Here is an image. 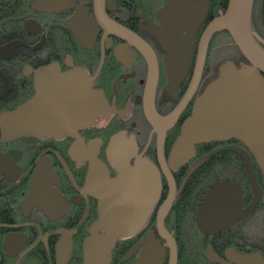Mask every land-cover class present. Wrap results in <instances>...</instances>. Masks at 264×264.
<instances>
[{"label":"flooded vegetation","instance_id":"obj_1","mask_svg":"<svg viewBox=\"0 0 264 264\" xmlns=\"http://www.w3.org/2000/svg\"><path fill=\"white\" fill-rule=\"evenodd\" d=\"M166 1L103 0L101 6L96 0H0V116L37 95L40 74L60 87L66 102L55 136L3 141L0 130V264H84L85 242L99 216L98 200L87 185L92 166L116 178L121 162L133 169L143 161L159 172L160 196L143 230L115 241L110 264H135L150 231L165 247L164 264H169V242L159 231L158 219L171 197L164 228L177 246V264H235L227 258L231 250L264 257V174L243 142L203 143L196 146L193 158L176 168L171 165L184 125L200 110L209 86L221 74V63L231 59L220 57L221 52H237L230 35L219 31L199 65L203 34L229 0L201 1L206 16L197 26L193 58L177 90L168 87L170 51L158 31L173 42L185 40L190 33L181 28L191 13L199 14V7L182 0L165 9ZM257 9L259 21L254 18ZM253 27L255 38L264 42V0H255ZM232 61L250 68L239 54ZM200 67L197 90L177 122L170 128L155 126L151 112L170 116ZM152 69L158 72L154 95L148 87ZM160 132L165 133L162 153ZM234 148L249 155L260 191ZM214 158L226 161L211 165ZM226 181L241 185L246 214L216 234L203 233L197 222L199 208L209 191ZM209 249L223 263L210 261Z\"/></svg>","mask_w":264,"mask_h":264},{"label":"water","instance_id":"obj_2","mask_svg":"<svg viewBox=\"0 0 264 264\" xmlns=\"http://www.w3.org/2000/svg\"><path fill=\"white\" fill-rule=\"evenodd\" d=\"M188 4L199 7V14L191 13L185 29L190 35L181 41H171L166 32L158 31L159 38L170 51L168 59L169 88L177 90L185 78L193 58V37L197 26L206 16L205 2ZM255 0H229L224 14L215 18L206 28L200 43L199 65L202 66L213 35L221 30L229 33L250 68H238L228 62L221 66V74L208 88L202 100L200 110L184 125L176 142L172 157V168L187 162L196 154V146L212 142L236 139L244 143L253 153L255 160L264 174V42L255 38L252 29V15ZM102 6L103 0H96ZM182 0H167L165 9L178 5ZM196 9V8H195ZM186 16L189 18V14ZM185 16V17H186ZM178 25V22H177ZM176 25V26H177ZM126 33V31H123ZM173 42V43H172ZM184 49L186 53L184 54ZM175 64V67L171 65ZM184 64L183 69L180 63ZM185 68V70H184ZM200 67L183 101L168 117H161L156 110L150 118L155 126H173L194 96L200 81ZM158 82V72L151 70L148 87L154 95ZM66 84V82H65ZM67 84L64 86L66 89ZM61 95V96H60ZM66 109L65 94H60V87L45 79L40 74L37 81V95L19 106L15 111L0 116L2 140L8 141L23 136H55L60 131V121ZM165 133L160 132L159 152L162 153ZM249 167L251 182L256 191H260L257 180L250 169V158L245 150L234 148ZM201 161L198 163L200 164ZM197 164V165H198ZM117 167V166H116ZM116 178L100 166H92L88 176V188L98 200V221L93 225L92 235L85 242L84 264H110L111 249L115 241L131 238L140 233L156 204L161 182L157 168L143 161L136 168H129L120 163ZM259 194L257 193L256 201ZM173 197L161 209L158 228L161 235L169 242L170 262L177 264V246L172 236L164 228V220L170 210ZM243 189L235 182L216 184L205 196L197 213L198 226L203 233L216 234L243 218ZM103 230L105 235H100ZM145 240V241H144ZM144 243H147L135 264H164L166 250L150 231ZM142 242L130 254H135ZM227 253V258L235 264H264L260 254L242 255ZM232 253V254H231ZM208 259L221 262L211 249ZM224 264V263H223Z\"/></svg>","mask_w":264,"mask_h":264},{"label":"rangeland","instance_id":"obj_3","mask_svg":"<svg viewBox=\"0 0 264 264\" xmlns=\"http://www.w3.org/2000/svg\"><path fill=\"white\" fill-rule=\"evenodd\" d=\"M260 10L257 9L256 12H254V18L256 19V21L258 20V18H260V16H259L260 15ZM227 50H223L222 51L223 53L221 52V54H220L221 56L220 57H222L223 59H225V57H232V56L235 57L238 54V52H235L233 49H232L233 51H227Z\"/></svg>","mask_w":264,"mask_h":264},{"label":"bare ground","instance_id":"obj_4","mask_svg":"<svg viewBox=\"0 0 264 264\" xmlns=\"http://www.w3.org/2000/svg\"><path fill=\"white\" fill-rule=\"evenodd\" d=\"M254 3H255V1H254ZM227 8V7H226ZM253 10H254V6H253ZM226 11V10H225ZM224 14V13H223ZM217 18V17H216ZM252 29H253V33L255 32L254 31V27H253V15H252ZM222 31V30H221ZM225 31V30H224ZM227 34H229L228 32H227ZM255 34V33H254ZM230 37V36H229ZM232 39V38H231ZM233 41V40H232ZM234 44V43H233ZM235 48L237 49V52H238V54H240L241 55V53H240V51L238 50V48L235 46ZM239 55V56H240ZM242 57V58H241ZM229 58H231V59H229L230 61H228V62H231L232 60H233V56L232 57H229ZM240 58L243 60V61H245V63H247L248 64V62L243 58V56L241 55L240 56ZM228 62H226V63H221V66H224V65H226ZM231 63H233L236 67H238L236 64L237 63H235V61H232ZM239 68V67H238Z\"/></svg>","mask_w":264,"mask_h":264},{"label":"trees","instance_id":"obj_5","mask_svg":"<svg viewBox=\"0 0 264 264\" xmlns=\"http://www.w3.org/2000/svg\"><path fill=\"white\" fill-rule=\"evenodd\" d=\"M239 55H240V54H239ZM240 56H241V55H240ZM241 58H242V57H241ZM220 158H221V157H220ZM224 161H226V160H223V161H222V160H220V159H218V158H217V159L214 158L213 161H212V164H211V165H213V164H217L218 162H224ZM211 165H210V166H211ZM210 166L207 167V170L210 168ZM207 177H208V176H206V178H207ZM215 183H216V182H214V181L211 182V183H209V184H208V188H210V187H211L212 185H214ZM208 188H207V190H208ZM207 190H206V191H207ZM225 238H226V237H225ZM228 238H229V236H228ZM262 251H263V250H262ZM182 261H183V262H181L180 264H187V262H186L185 260H182Z\"/></svg>","mask_w":264,"mask_h":264}]
</instances>
